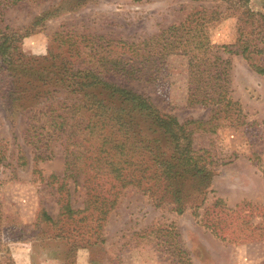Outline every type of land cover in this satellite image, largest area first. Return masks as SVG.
Here are the masks:
<instances>
[{"label": "trees", "instance_id": "trees-1", "mask_svg": "<svg viewBox=\"0 0 264 264\" xmlns=\"http://www.w3.org/2000/svg\"><path fill=\"white\" fill-rule=\"evenodd\" d=\"M20 1L0 0V103L23 113L29 127L46 129L61 140L62 175L47 177L56 183L59 213L53 217L41 207L38 220L43 234L65 239L67 264L77 249L104 242L105 223L125 189L150 197L156 205L167 203L177 213L189 206L199 214L215 157L196 147L195 132L215 131L224 121L245 123L231 97L229 56L240 54L264 75V1L254 8L251 0H191L213 5L191 8L179 21L139 40L65 28L55 33V47L38 56L26 55L20 46L27 26L4 22L7 9ZM88 1L72 2L83 6ZM52 12L47 8L35 23ZM227 17L236 19V38L215 44L210 28ZM175 58L182 60L187 104L209 107L207 120L180 121L128 85L158 84ZM1 141L3 165L9 151ZM48 158L51 154L39 149L30 159L18 143L17 167L31 166V173L40 175L34 163ZM75 191L82 195V207L74 206ZM219 218L217 212L205 224L222 229ZM1 223L0 210V232Z\"/></svg>", "mask_w": 264, "mask_h": 264}, {"label": "rangeland", "instance_id": "rangeland-1", "mask_svg": "<svg viewBox=\"0 0 264 264\" xmlns=\"http://www.w3.org/2000/svg\"><path fill=\"white\" fill-rule=\"evenodd\" d=\"M72 1L22 0L7 9L4 22L27 26L29 33L20 46L26 55L38 56L55 47V33L65 28L139 40L179 21L191 8L213 5L191 0H90L80 6ZM251 1L258 8L264 0ZM47 8L52 14L36 24L35 17ZM210 34L215 44L234 42L235 17L217 21ZM229 60L231 97L238 102L245 123L234 126L224 121L215 131L195 132L196 147L208 149L215 157L199 214L189 206L177 213L167 203L156 205L150 197L125 189L105 223L104 242L77 249L69 264H264V75L240 54H231ZM181 61L172 59L158 84L134 81L128 85L180 121L207 120L209 107L186 102ZM48 133L29 127L23 113L11 112L0 103L1 144L7 143L9 151L5 164H0V264L8 260L10 264H67L65 239L43 234L38 220L41 207L53 217L59 213L56 183L47 177L62 175L64 152L61 140ZM18 143L30 159L39 149L51 154L35 161L40 175L31 173V166H16ZM72 199L74 206L82 207L79 191ZM217 212L222 229L214 230L205 221Z\"/></svg>", "mask_w": 264, "mask_h": 264}]
</instances>
